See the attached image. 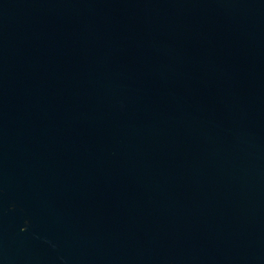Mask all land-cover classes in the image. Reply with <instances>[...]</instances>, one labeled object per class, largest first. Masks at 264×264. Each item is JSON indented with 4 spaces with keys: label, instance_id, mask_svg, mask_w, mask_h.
I'll use <instances>...</instances> for the list:
<instances>
[{
    "label": "water",
    "instance_id": "obj_1",
    "mask_svg": "<svg viewBox=\"0 0 264 264\" xmlns=\"http://www.w3.org/2000/svg\"><path fill=\"white\" fill-rule=\"evenodd\" d=\"M0 264H264V0H0Z\"/></svg>",
    "mask_w": 264,
    "mask_h": 264
}]
</instances>
